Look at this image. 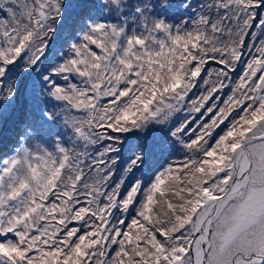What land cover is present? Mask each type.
Returning a JSON list of instances; mask_svg holds the SVG:
<instances>
[{
	"label": "snow or ice",
	"instance_id": "snow-or-ice-1",
	"mask_svg": "<svg viewBox=\"0 0 264 264\" xmlns=\"http://www.w3.org/2000/svg\"><path fill=\"white\" fill-rule=\"evenodd\" d=\"M0 264H264V0H0Z\"/></svg>",
	"mask_w": 264,
	"mask_h": 264
}]
</instances>
